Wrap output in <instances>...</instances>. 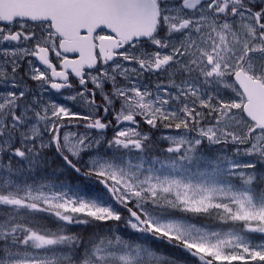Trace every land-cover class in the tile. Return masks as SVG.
Segmentation results:
<instances>
[{
    "label": "snow or ice",
    "instance_id": "6c2138e0",
    "mask_svg": "<svg viewBox=\"0 0 264 264\" xmlns=\"http://www.w3.org/2000/svg\"><path fill=\"white\" fill-rule=\"evenodd\" d=\"M0 264H264V0H0Z\"/></svg>",
    "mask_w": 264,
    "mask_h": 264
},
{
    "label": "flooded vegetation",
    "instance_id": "af4514ba",
    "mask_svg": "<svg viewBox=\"0 0 264 264\" xmlns=\"http://www.w3.org/2000/svg\"><path fill=\"white\" fill-rule=\"evenodd\" d=\"M65 91V94H66V90ZM44 98L46 100H51L53 102H63V98H65L64 95H61L60 93H56L55 90H51V91H48L44 94ZM82 130V129H81ZM73 131H76V129H73ZM161 131H164L165 133H167V130H161ZM112 133L111 131H109V136H111ZM59 164V161H57V165H54L53 167H57ZM33 180L37 181V182H40V183H48L50 180L51 181H55L56 179V175L54 174L53 172V169L50 168L46 171H41L39 174L37 173H33V177H32ZM73 183L75 184H78L79 187H80V190L83 194H86V195H94L95 194V188L87 181H73ZM161 251L163 253H170L172 252V249L170 248H167V247H162L161 248Z\"/></svg>",
    "mask_w": 264,
    "mask_h": 264
},
{
    "label": "rangeland",
    "instance_id": "374dc122",
    "mask_svg": "<svg viewBox=\"0 0 264 264\" xmlns=\"http://www.w3.org/2000/svg\"><path fill=\"white\" fill-rule=\"evenodd\" d=\"M63 99H64L63 102H58L57 101L56 103L64 105V106H67V107L71 108V110L74 111V112H82V111H84L82 106L77 101L67 100L65 98H63ZM80 131H82V130L80 129ZM32 177H33V173L31 174V176L26 177V179H28L29 182H31L33 180Z\"/></svg>",
    "mask_w": 264,
    "mask_h": 264
}]
</instances>
